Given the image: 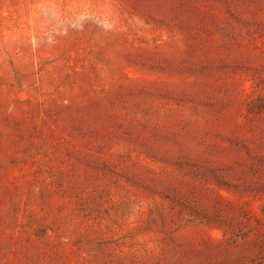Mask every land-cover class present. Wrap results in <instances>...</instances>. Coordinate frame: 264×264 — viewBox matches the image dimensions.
I'll use <instances>...</instances> for the list:
<instances>
[{
  "label": "rangeland",
  "instance_id": "1",
  "mask_svg": "<svg viewBox=\"0 0 264 264\" xmlns=\"http://www.w3.org/2000/svg\"><path fill=\"white\" fill-rule=\"evenodd\" d=\"M0 264H264V0H0Z\"/></svg>",
  "mask_w": 264,
  "mask_h": 264
}]
</instances>
